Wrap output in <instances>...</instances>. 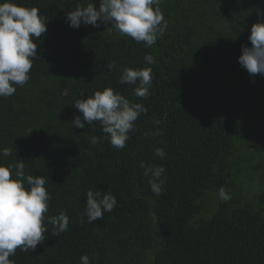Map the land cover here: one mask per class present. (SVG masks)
Returning a JSON list of instances; mask_svg holds the SVG:
<instances>
[{
	"label": "trees",
	"instance_id": "trees-1",
	"mask_svg": "<svg viewBox=\"0 0 264 264\" xmlns=\"http://www.w3.org/2000/svg\"><path fill=\"white\" fill-rule=\"evenodd\" d=\"M14 2L37 7L47 30L29 80L0 97V150L12 151L0 164L23 160L26 175L45 177V215L63 210L69 227L57 237L46 225L44 243L17 248L13 264H81L82 255L90 264H264V131H255L264 75L238 62L252 24L264 20V0H161L167 27L151 47L111 22L70 27L65 16L77 0ZM123 67H151L146 98L119 83ZM106 87L146 108L123 149L99 121L72 122L82 118L74 103ZM149 166L165 168L159 196ZM221 187L230 200L220 199ZM88 190L117 200L91 224L81 222Z\"/></svg>",
	"mask_w": 264,
	"mask_h": 264
},
{
	"label": "clouds",
	"instance_id": "clouds-1",
	"mask_svg": "<svg viewBox=\"0 0 264 264\" xmlns=\"http://www.w3.org/2000/svg\"><path fill=\"white\" fill-rule=\"evenodd\" d=\"M161 0H99L95 7L92 0L83 4L77 0L76 6L66 13L65 19L72 28L81 24L98 27L99 23L111 22V28L121 36H129L137 42L151 47L162 36L167 20L159 7ZM155 6V7H153ZM46 21L39 15L35 6L19 5L14 0H0V97H9L16 92V85L23 86L29 80L33 60L37 56V42L46 33ZM251 46H242L239 64L251 75H264V20L254 23L250 29ZM147 65L155 63L150 54L144 57ZM117 64H108L111 70ZM151 67H123L119 83L133 85L136 97L146 98L152 84ZM74 107L81 116L72 120L74 127L84 128L85 123L99 121L105 138L111 146L123 149L129 139V132L141 113L144 105L133 103L111 87L95 91L93 96L77 100ZM92 144L97 143L93 137ZM154 154L162 160L165 152L156 148ZM0 155L9 157L11 149L5 147ZM141 167H145L141 162ZM163 166L146 167L145 175H151L150 187L159 196L164 184ZM46 178L25 173L23 160L0 164V264H13L9 259L17 248L21 251H34L43 244L46 225H51L52 234L57 237L68 230L69 217L62 210L58 215L46 216L51 199ZM222 201L231 199L226 190L219 189ZM117 204L116 197L108 191L88 190L86 204L81 214V222L89 224L111 212ZM86 217V220H85ZM81 264H90L88 255H82Z\"/></svg>",
	"mask_w": 264,
	"mask_h": 264
},
{
	"label": "rangeland",
	"instance_id": "rangeland-1",
	"mask_svg": "<svg viewBox=\"0 0 264 264\" xmlns=\"http://www.w3.org/2000/svg\"><path fill=\"white\" fill-rule=\"evenodd\" d=\"M255 128H256L255 131H264V118H262L261 120H259L258 122H256ZM253 135L255 136L256 134H253ZM260 154L264 155V149L262 150V152ZM262 173H264V170L261 171V174ZM257 181H258V183H260V180H257ZM248 195H249V197L251 199H256V198H253L251 194H248Z\"/></svg>",
	"mask_w": 264,
	"mask_h": 264
}]
</instances>
